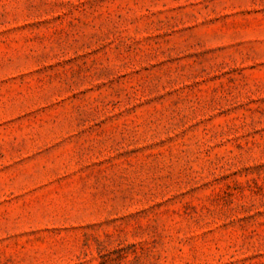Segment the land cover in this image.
Returning a JSON list of instances; mask_svg holds the SVG:
<instances>
[{
	"label": "rangeland",
	"instance_id": "rangeland-1",
	"mask_svg": "<svg viewBox=\"0 0 264 264\" xmlns=\"http://www.w3.org/2000/svg\"><path fill=\"white\" fill-rule=\"evenodd\" d=\"M0 264H264V0H0Z\"/></svg>",
	"mask_w": 264,
	"mask_h": 264
}]
</instances>
